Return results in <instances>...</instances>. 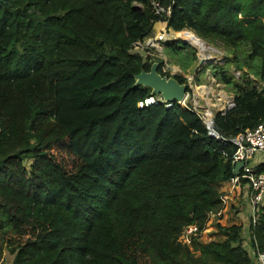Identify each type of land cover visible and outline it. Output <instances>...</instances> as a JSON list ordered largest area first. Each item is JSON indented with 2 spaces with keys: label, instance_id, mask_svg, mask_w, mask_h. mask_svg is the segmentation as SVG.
Here are the masks:
<instances>
[{
  "label": "trees",
  "instance_id": "obj_1",
  "mask_svg": "<svg viewBox=\"0 0 264 264\" xmlns=\"http://www.w3.org/2000/svg\"><path fill=\"white\" fill-rule=\"evenodd\" d=\"M151 1L0 0V239L18 238L11 264H251L247 239L264 251L263 204L245 237L242 224H217L222 240L178 241L221 208L231 139L264 124V0H155L169 17ZM158 21L223 48V64L193 77L209 70L234 95L215 113L217 136L177 102L137 107L151 94L137 74L157 62L171 76L162 59L130 52ZM165 51L184 72L197 60L182 40Z\"/></svg>",
  "mask_w": 264,
  "mask_h": 264
},
{
  "label": "built area",
  "instance_id": "obj_2",
  "mask_svg": "<svg viewBox=\"0 0 264 264\" xmlns=\"http://www.w3.org/2000/svg\"><path fill=\"white\" fill-rule=\"evenodd\" d=\"M151 7L153 12L161 17H169L171 14V6L164 7L155 0L151 1ZM166 29L165 26L164 30L159 33L165 34V32H167ZM158 40L160 39L157 37L146 40L138 39L133 43L130 52L135 53L134 50L141 49L146 51V54L148 53V55L143 58L149 57L150 61H153L151 60L152 57L162 59L161 70L163 73L167 74V70L169 71V69H171L168 61L165 58L157 57L156 54L149 52L151 48L157 46L156 42H158ZM135 54L141 55L140 53ZM170 75L172 76L175 74L171 72ZM193 83H195L193 76L186 79L185 84L190 90L186 91L183 100L178 104L195 112L201 118L204 125L209 129V133L213 136H217L213 133V119L215 113L219 112L224 115L227 110L232 109L235 106L234 95L232 93H226L222 89L212 93L213 90L210 91L206 86L201 85L198 87L196 83L193 86ZM216 86L217 88H219V86L220 88L222 87L218 82ZM194 87L197 89H205L195 91ZM157 103H162L166 108H169L174 102L165 101L160 95L150 94L144 100L139 101L137 107L143 108ZM231 140L237 145V151L233 155L232 163L235 166L237 162L242 161L243 166L239 171V175H234L228 182L232 187L236 186L242 189L243 186H246L248 189L245 207L249 223L251 222L254 224L258 219L259 208L264 203V172L259 171L251 161L256 153L264 155V124L259 123L251 129H246ZM220 199L222 201L221 208L208 214L204 226L202 228H199L196 224L184 226L179 234L178 241L185 245L191 244L193 240L202 242L201 238L207 231V225L211 222L210 220L213 217L220 219L223 216V211L227 203L226 195L221 194ZM243 245L248 252L251 264H264V251L258 250L256 245L252 246L248 239L243 241ZM7 264H11V260Z\"/></svg>",
  "mask_w": 264,
  "mask_h": 264
},
{
  "label": "rangeland",
  "instance_id": "obj_3",
  "mask_svg": "<svg viewBox=\"0 0 264 264\" xmlns=\"http://www.w3.org/2000/svg\"><path fill=\"white\" fill-rule=\"evenodd\" d=\"M189 32H190V34H192L194 39H192V40H188L187 39L186 33H189ZM157 35H158L157 31L153 30L147 37H144L142 40H146V39H149V38H156ZM159 38H160V40H158V42H156L157 46H154L153 48H151L149 52L153 53V54H156L157 57L165 58L167 61L169 60V57L167 56L166 51H165L166 41H171L173 39H174V41L184 39V40L187 41L186 43L191 48H193L195 50V52H196L197 60L193 64L192 68L187 70L186 72H184L181 69H179L178 66L170 64V62L168 61V64L171 66V69H169V71L167 69L166 70H167V73H169V74H171V72L174 73V74H179V75H182L183 77H185L186 79L190 78L192 76L194 77L195 72H194L193 69L198 63V57H200V58L203 57L202 56V50H204V49L207 50L206 54H209L208 57H207V58H209V60L207 62L203 63L202 65H200L198 67V70L200 68H202L206 64H210V63L223 64L224 63L225 52H224V50H223V48L221 46H218V45H216L214 43H207L206 41L202 40L201 38H198L193 31H191V30H189L187 28H184L181 31H177V32L172 31V29H168L167 33L165 35H160ZM134 51H135V53H140L142 57H146V55H148V53L146 54V51L141 50V49L134 50ZM143 59H145V58H143ZM154 59L156 60L157 58L156 57H152L151 60H154ZM231 72H233L235 76H238L240 74V71H236L232 67H231ZM249 76H250V78L252 80L255 81V79L253 78L252 75H249ZM194 82H195V80H194ZM255 83L257 85L258 84L260 85V82H258V81L255 82ZM194 85H195V83H193V86ZM201 85L206 86L207 88H209L210 91L213 90L212 93H214V91H219L221 89L224 90L226 93H231V92L227 91L225 89V86L223 84H221V83H220V85L222 87L220 88V86H219V88H217V86H216L217 85V81L215 80V78H213L211 76L209 70H206L205 74L201 76V84L197 85V86L200 87ZM199 89L204 90L205 88H198V89L195 88V91L196 90L198 91ZM223 188H225V187H223ZM228 188H230L229 185H228V187L226 189H228ZM226 207L229 210V212H228L229 214H228V217L225 218V220H224V218L222 219L221 225L226 226V225H229L231 222L232 223H236V222L238 223L239 222L244 227L243 237H245L248 234V225H249V219L247 218V215H246L247 214L246 209H242L243 206H242V203H240V202L238 203V206H237V204H235L232 207H229V200L227 201V206ZM238 213H242V214L246 215V218H245L244 222H242L240 220V218L237 216ZM232 214H233L234 217L231 216ZM231 217H233V218H231ZM218 234H219V236L215 235L213 239L220 240L222 238V235L220 234V232ZM25 237H27V235H25ZM204 237H205V234L203 235L201 240L202 241H207V238L204 239ZM13 240H18V238L8 235L7 237L4 238V242H2V240L0 239V264H7L12 259V255L8 251L7 247H8V244L10 242H12Z\"/></svg>",
  "mask_w": 264,
  "mask_h": 264
},
{
  "label": "water",
  "instance_id": "obj_4",
  "mask_svg": "<svg viewBox=\"0 0 264 264\" xmlns=\"http://www.w3.org/2000/svg\"><path fill=\"white\" fill-rule=\"evenodd\" d=\"M174 40V39H173ZM176 40V39H175ZM182 41L187 42L182 39ZM208 60L198 57V63L194 67V72L198 67ZM135 85H142L151 89V94L160 95L165 101L180 103L187 91L185 83H179L172 76H163L158 72V63L153 62L148 71H141L135 76ZM215 134V132H213ZM243 166V162L239 161L235 164L233 173L239 175V171Z\"/></svg>",
  "mask_w": 264,
  "mask_h": 264
},
{
  "label": "crops",
  "instance_id": "obj_5",
  "mask_svg": "<svg viewBox=\"0 0 264 264\" xmlns=\"http://www.w3.org/2000/svg\"><path fill=\"white\" fill-rule=\"evenodd\" d=\"M251 163L253 165H255L256 167L259 164L264 163V155L261 154V153H256L253 156ZM228 185H229L230 188L226 189L228 187ZM223 187H225V188H223ZM220 191H221L222 194H225L226 195L227 201L229 200V207H232L235 204H237V206H238V203L239 202L240 203H246L247 202L248 189L246 188V186H243L242 189L240 187H236V186H233L232 187L230 185V183L227 181V182H224L222 184V186L220 188ZM263 205H264V203H263ZM226 206H227V203H226ZM226 206H225L224 211H223V216L220 219H218L217 217H213L210 220L211 222L208 223V225H207V231L205 232V237H204V239L207 238V241H202V242L206 243V242H210V241H217V240L213 239L215 235H218L219 236V234H218L219 233V230L217 228V224H220L221 225L222 219L224 218V220H225V218L228 217V214H229L228 213L229 210L227 209ZM246 215H244L242 213H238L237 216L240 218V220L242 222H244L245 221V218H246ZM231 216H233V214ZM233 217H231V218H233ZM232 224H241V223H239V222L238 223L237 222L236 223H232L231 222L229 225H232ZM229 225H226V226H229ZM222 239H224L223 235H222V238L220 240H222Z\"/></svg>",
  "mask_w": 264,
  "mask_h": 264
},
{
  "label": "bare ground",
  "instance_id": "obj_6",
  "mask_svg": "<svg viewBox=\"0 0 264 264\" xmlns=\"http://www.w3.org/2000/svg\"><path fill=\"white\" fill-rule=\"evenodd\" d=\"M157 24H158V27H159V28H158L159 30L157 31V33H158L157 37L159 38L160 35H165L167 32H166L165 34H160L159 32L162 31V30H164L165 23H163V22H157ZM186 37H187L188 40H192V39H194L193 36H192V34H190V32H189V33H186ZM159 39H160V38H159ZM197 41H198V40H197ZM195 42H196V41H195ZM198 42H199V41H198ZM188 43H189V42H188ZM189 44H190V43H189ZM199 45H200V44H199ZM206 51H207V50H205V49L202 50V56H203V57H201V58H202V59L209 60V58H207L209 54H206Z\"/></svg>",
  "mask_w": 264,
  "mask_h": 264
}]
</instances>
